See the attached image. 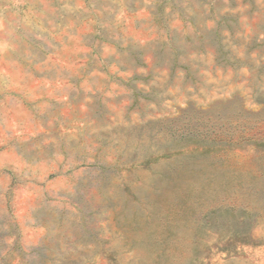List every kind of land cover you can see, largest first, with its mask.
Listing matches in <instances>:
<instances>
[{
    "label": "rangeland",
    "instance_id": "1",
    "mask_svg": "<svg viewBox=\"0 0 264 264\" xmlns=\"http://www.w3.org/2000/svg\"><path fill=\"white\" fill-rule=\"evenodd\" d=\"M0 264H264V0H0Z\"/></svg>",
    "mask_w": 264,
    "mask_h": 264
},
{
    "label": "trees",
    "instance_id": "2",
    "mask_svg": "<svg viewBox=\"0 0 264 264\" xmlns=\"http://www.w3.org/2000/svg\"><path fill=\"white\" fill-rule=\"evenodd\" d=\"M217 40L219 41V42H221V39H220V36H219V34H217Z\"/></svg>",
    "mask_w": 264,
    "mask_h": 264
}]
</instances>
